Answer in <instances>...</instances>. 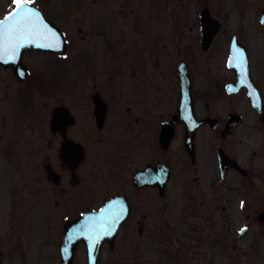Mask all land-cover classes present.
<instances>
[{
    "label": "flooded vegetation",
    "instance_id": "flooded-vegetation-1",
    "mask_svg": "<svg viewBox=\"0 0 264 264\" xmlns=\"http://www.w3.org/2000/svg\"><path fill=\"white\" fill-rule=\"evenodd\" d=\"M145 20L101 51L85 44L80 97L54 99L38 161L0 184V264L52 234L54 259L64 220L117 195L128 218L101 249L137 228L162 244V264L264 260V0H197L194 17ZM237 49L245 65L230 60ZM28 53L56 55L25 50L26 79L40 67ZM59 106L69 114L56 121Z\"/></svg>",
    "mask_w": 264,
    "mask_h": 264
},
{
    "label": "rangeland",
    "instance_id": "rangeland-1",
    "mask_svg": "<svg viewBox=\"0 0 264 264\" xmlns=\"http://www.w3.org/2000/svg\"><path fill=\"white\" fill-rule=\"evenodd\" d=\"M31 2L40 7L48 18L64 30L68 38V47L61 57L26 54L25 62L33 66L38 61L40 67L34 74L36 79H27L24 83L21 82L23 83L21 85L10 69L0 66V184L18 181V168L23 169L20 173L23 171L26 173L27 168L38 161L35 154L39 146L42 152L47 142L49 115L54 99L74 97V89L82 87L81 77L83 78L89 54L83 50L86 43L97 44L98 50L101 51L103 40L111 41L122 34L141 33L140 30L145 27V19L150 16L194 17L197 4V0H31ZM13 5V0H0V15ZM132 24L133 30H129ZM87 29L89 36L85 39L83 36L86 35ZM94 49L97 50V47ZM65 85L71 86L73 94L67 87L64 88ZM53 86L57 89L53 90ZM76 96L80 97L78 94ZM129 231L118 234L115 249L103 247L98 264L163 263L165 256H160L159 251L162 244L157 240L148 241L145 234L138 233L137 228ZM51 236L50 244L40 249L34 246H39L37 240H35L37 242L29 240L28 244L15 248L14 251H19L24 259L22 262L15 261L9 249L8 260L4 261V264H60L57 255L54 259L51 256L52 248L55 247L56 250L57 247V243H53L56 235ZM56 239H59V234ZM75 255L73 264H85L83 249L76 250ZM244 262L238 260L234 264H264L263 259ZM216 264L227 263L218 257Z\"/></svg>",
    "mask_w": 264,
    "mask_h": 264
},
{
    "label": "snow or ice",
    "instance_id": "snow-or-ice-1",
    "mask_svg": "<svg viewBox=\"0 0 264 264\" xmlns=\"http://www.w3.org/2000/svg\"><path fill=\"white\" fill-rule=\"evenodd\" d=\"M14 7L0 18V61H15L20 56V50L28 44H39L46 48L59 49L63 47L60 34L45 22L40 10L31 0H13ZM237 49L236 54L230 58L237 66L245 65L246 58ZM246 81L242 80L241 83ZM255 103V101H254ZM244 202L241 201V206ZM123 206L109 207L102 210L100 217L93 218L88 226L87 233L90 247H95L102 235L110 234L113 226L122 217ZM245 229L241 228L243 232Z\"/></svg>",
    "mask_w": 264,
    "mask_h": 264
},
{
    "label": "water",
    "instance_id": "water-1",
    "mask_svg": "<svg viewBox=\"0 0 264 264\" xmlns=\"http://www.w3.org/2000/svg\"><path fill=\"white\" fill-rule=\"evenodd\" d=\"M44 19H45L46 23H48L52 28H54L56 30L57 33L60 34V39H61V42L63 43V47H61L59 49H54V48H46V47H43L39 44H28V45H25L23 48H21L20 56H21L22 50L26 49V48L44 49V50H51V51H56V52H63L64 51L65 41L63 39L62 33L49 20H47L46 18H44ZM20 56H18L15 61H0V63L5 64V65L9 64V65L13 66L15 71L18 73L19 76H24V71L22 70V66H21L22 63L20 61ZM85 216H87V215H85ZM98 217H100V216L98 215ZM82 218H79L76 221H74L72 225L71 224L66 225L65 231L63 233L62 241L60 244L61 264H71L72 263L73 250H74V245H75L76 240H78L79 238H83L84 240H86L87 243H89L88 242L89 241L88 236L86 234H84V233H87V225L82 224ZM82 226H84V229H82ZM89 245H90V243H89ZM89 245H88V264H96L97 249H98L97 247L98 246L96 247V250L92 251V247H90Z\"/></svg>",
    "mask_w": 264,
    "mask_h": 264
}]
</instances>
